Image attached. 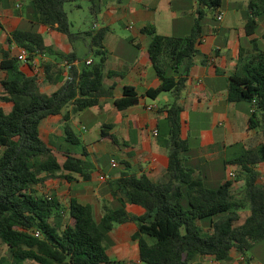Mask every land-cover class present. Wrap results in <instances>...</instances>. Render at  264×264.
I'll return each instance as SVG.
<instances>
[{"label": "trees", "instance_id": "1", "mask_svg": "<svg viewBox=\"0 0 264 264\" xmlns=\"http://www.w3.org/2000/svg\"><path fill=\"white\" fill-rule=\"evenodd\" d=\"M77 1L24 0L22 6L26 15L35 16L36 23L56 29L71 45L81 40L87 48L83 58L91 57L90 63L86 58L77 67L74 60L82 59L73 51L58 54L63 60L60 73H65L56 90L41 92L36 76L20 71L17 56L2 52L0 69L6 77L1 80L5 90L1 98L11 103V110L6 113L0 107V240L8 251L7 256L0 257V264H23L26 260L38 264H124L112 261L106 247L114 225L126 222L136 225L131 237L137 243L139 264H224L232 253L247 258V251L264 240V175L256 168L264 162V50L241 58L227 77V100L249 104L247 128L261 138L248 148L241 143L229 146L234 150L223 160V166L237 167L235 179L212 184L196 172L188 162V138L182 134L181 95L196 58L206 61L196 47L204 15L200 6L216 12L222 0H196L197 16L186 35H161L152 25L140 29L151 37L147 55L159 78V85L143 94L151 99L163 92L171 95L161 107L164 115L156 122V142L167 156L162 177L153 180L144 173H133L109 180L111 202L103 207L98 220L90 204L72 197L65 205L54 194L37 189L50 178L70 182L73 173L90 180L93 162L70 149L49 146L41 136L40 125L48 115L61 114L64 141L71 148L80 146L81 156L87 155L69 111H62L71 105V112L76 113L98 105L101 97L113 98V86L106 87L103 81L121 76V72L105 70L103 38L107 26L71 31L64 4ZM88 2L89 12L97 14L101 0ZM248 8L264 16V0H249ZM35 22L31 21L29 29H14L6 38L7 44L26 50L27 60L52 53L46 38L32 28ZM246 26L252 33L256 20L248 18ZM64 61L69 63L67 70ZM49 67L42 61L45 73ZM138 96L133 86L126 85L122 95L113 98V105L118 110L127 109L138 102ZM109 128L101 127L100 139L117 144ZM56 152L65 156L63 162L57 160ZM239 180L243 189L236 196L233 181ZM128 204L139 206L141 212H129Z\"/></svg>", "mask_w": 264, "mask_h": 264}, {"label": "crops", "instance_id": "2", "mask_svg": "<svg viewBox=\"0 0 264 264\" xmlns=\"http://www.w3.org/2000/svg\"><path fill=\"white\" fill-rule=\"evenodd\" d=\"M248 1L222 0L221 5L224 7L221 6L212 14L214 23L207 15L210 11L206 10L205 6H200L204 15L201 19V36L196 47L206 56V61L203 63L199 57L196 58L180 99L183 106L181 118L184 137H187L186 130L190 121L184 119L183 113L194 112L197 117H208L207 127L200 130L205 136H202L198 147H190L188 162L212 184L221 183L226 179V174H223L217 180L221 175L214 165L217 160H222L223 166L230 145L241 143L248 148L261 141L255 130L247 128L249 104L227 100L228 75L236 69L241 58L257 50H264V16L250 10ZM81 2L86 4V12L80 11L79 2H68L72 3L71 11L79 20L78 29L73 32L94 30L101 26L109 28L103 38L107 53L105 70L121 72V76L106 77L103 83L106 87L113 86V98L122 95L124 86H133L139 95L138 102L127 109L118 110L113 105V98L101 97L98 105L76 113L71 112V105L65 107L62 112L69 111L71 124L79 131H85L79 136L87 151V155L83 156L80 154V146L71 148L64 141V121L61 114L44 118L40 133L49 146L60 147L62 150L70 149L76 156L92 161L95 168L90 180L84 181L81 176L73 173L70 182L58 177L48 179L42 190L54 194L65 205L72 197L82 204H90L93 214L99 219L103 207L111 202L107 185L109 180L133 173H144L153 180H158L167 166L165 149L157 144L152 130L156 127L157 120L164 115L161 107L164 102L171 100V95L163 92L151 99L143 94L146 89L157 87L159 78L147 55L151 37L140 29L152 25L156 33L161 35H186L197 16L199 5L196 0H101L100 11L91 14L88 10V0ZM23 4L24 0H0V60L3 51H8L10 56H17L20 49L14 43H6L8 34L16 28L29 29L31 21L35 22L33 14L26 15L22 11ZM218 13H221L220 20L216 19ZM248 18L256 20V26L250 34L251 27L246 26ZM32 26L46 38L52 53L38 54L32 61L19 60V69L26 76L35 75L39 90L49 94L61 85L64 78L65 72L60 73L63 60L58 54L73 51L82 59L74 60L73 63L77 67L82 65L83 59L91 57L83 58L87 51L84 43L85 54L79 56L80 49L76 48L75 43L71 45L56 29L36 22ZM42 61L50 64L48 73L44 72ZM5 77L6 73L0 69V107L8 113L11 103L1 98L5 94L1 80ZM82 115L87 121L81 120ZM103 125H110L109 133L117 138V144L100 139V129ZM98 153H106L104 168H100L98 164ZM55 155L59 162L64 161L65 156L61 153L56 152ZM112 162L115 163L114 166ZM256 168L264 175V162L257 164ZM239 182L242 183L241 180ZM126 208L133 214L141 212V208L134 204H128ZM135 230L136 225L132 222L114 225L109 233V248L106 247L112 261H138L137 243L131 237ZM224 264L262 262L249 255L246 258L244 255L232 253L230 260Z\"/></svg>", "mask_w": 264, "mask_h": 264}, {"label": "rangeland", "instance_id": "3", "mask_svg": "<svg viewBox=\"0 0 264 264\" xmlns=\"http://www.w3.org/2000/svg\"><path fill=\"white\" fill-rule=\"evenodd\" d=\"M81 1L82 0L77 1V2H79L81 4L80 5V11H85L86 12L87 11L86 4L81 2ZM71 4L72 3H68V2L65 3L64 4V9L67 12L68 19L70 21L71 30L72 31H77L78 25H79V20H78V17L76 16V14H74L71 11L72 10ZM221 6L224 7L223 4ZM213 13L214 12L210 11V12L207 13V15H208L209 19H211L210 21H212L214 23V20L212 19V14ZM89 22L90 21H88V24H89ZM85 23H87V21H85ZM75 46H76V48L80 49L79 53H78L79 56H83L85 54L84 53L85 49L83 47V42L78 39L75 42ZM183 117H184L185 120H187V121L189 120L190 121L189 127L186 130V136L188 138L190 147L191 148H196V147L199 146L198 144L201 141V139L205 136V135H203L201 133L200 130L202 128H206L207 127L208 117L205 116V115L197 117V115L194 112H187V113L185 112V113H183ZM80 118H81V120L87 121V119H85L84 115L80 116ZM72 127H73L75 133L78 136H81L82 134L85 133V131H83V130L79 131L75 125H72ZM88 130H89V127L87 126L86 131H88ZM237 136H238V134L236 135V137ZM233 150H234L233 148H230L228 150V152H227V155L228 156L231 155ZM105 157H106V153H98L96 155V158L98 160V164H99L100 168H104V166H105V162H104L105 161ZM221 161L222 160H217L215 162V165H214L220 171V175H221V176H218L217 180H219V178L222 177L223 174L224 175L226 174V178H228L227 177V175H228L227 173L229 171H233L235 173V171L237 170V167H235L233 165H230V164H227L225 167H223ZM234 179H235V177L233 179H231V180H234ZM233 182L234 183H233V187H232V192H233L234 195L240 196L241 193H242V189H243L242 183L239 182V181H233ZM215 184H217V182ZM42 188L43 187H40V186L37 187V189L39 191L40 190L43 191ZM95 216L96 215H94V218L96 220H98ZM243 216H244V213H242V218H243ZM107 248H109V245L107 246ZM7 254H8L7 245L0 240V257L7 256ZM247 255L257 258L258 260H260L262 262V264H264V240L254 244L252 246V248L249 251H247ZM121 262H123L124 264H139V262L136 259H133V260L126 259V261H121ZM24 264H38V263H36L34 261H31V260H26L24 262Z\"/></svg>", "mask_w": 264, "mask_h": 264}, {"label": "built area", "instance_id": "4", "mask_svg": "<svg viewBox=\"0 0 264 264\" xmlns=\"http://www.w3.org/2000/svg\"><path fill=\"white\" fill-rule=\"evenodd\" d=\"M216 19L217 20H220L221 19V13L216 14ZM17 58H18V60L23 61V62L28 61L27 60V52H26V50L23 49V48H20L19 49V52L17 54ZM30 61H32V60H30ZM90 62H91V59H87L86 60V63H90ZM64 64H65V67H66V70H67L69 68V63H67L66 61H64ZM152 134H153V136H156L157 135V128L156 127L153 128ZM114 165H115V163L112 162V166H114ZM234 177H235V173L233 171H229L228 172V178L229 179H233ZM35 235H37V233H35Z\"/></svg>", "mask_w": 264, "mask_h": 264}]
</instances>
